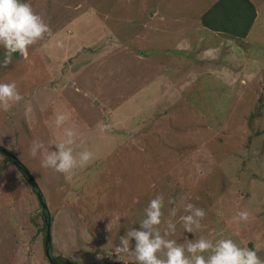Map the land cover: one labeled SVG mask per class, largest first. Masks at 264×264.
<instances>
[{
    "label": "rangeland",
    "instance_id": "374dc122",
    "mask_svg": "<svg viewBox=\"0 0 264 264\" xmlns=\"http://www.w3.org/2000/svg\"><path fill=\"white\" fill-rule=\"evenodd\" d=\"M215 1L22 0L52 34L27 59L13 54L0 67V83L15 82L24 97L0 110V146L43 194L53 257L136 264L114 248L160 196L159 231L169 219L176 225L166 239L230 238L264 260V50L204 28L200 18ZM254 1L260 20L251 36L264 47V0ZM61 113L68 119L56 129ZM65 127L76 131L74 154H94L71 180L28 151L33 141L56 150ZM189 203L206 213L195 234L180 220ZM42 230L31 186L0 154V264H49Z\"/></svg>",
    "mask_w": 264,
    "mask_h": 264
},
{
    "label": "clouds",
    "instance_id": "9594fccd",
    "mask_svg": "<svg viewBox=\"0 0 264 264\" xmlns=\"http://www.w3.org/2000/svg\"><path fill=\"white\" fill-rule=\"evenodd\" d=\"M46 34L51 36V28L33 11L29 3L22 0H0V48L4 49L0 67L7 68L12 64L13 54L18 53L27 59L29 48L43 40ZM56 46L61 47L62 42L57 41ZM23 99L15 82L0 83V110L9 112L13 105ZM30 111V107L26 108V115ZM67 119L65 114H58L54 121L55 128H62ZM75 143L76 131L72 127H65L63 139L53 144L56 150L48 151L44 143L33 141L28 151L33 158L38 154L41 156V167L51 168L64 174L66 180H71L75 169H83L94 160V154L88 150L74 154L72 146ZM162 206L163 199L160 196L149 202L144 210L145 218L139 223L140 228L128 230L120 237L119 244L114 248L117 256L131 253L136 264H264V260L257 254L259 249L242 247L230 238L213 242L201 237L186 246L166 239L175 233L176 225L169 219L164 234H161L158 226L162 223ZM176 211L172 208L170 216L175 217ZM184 211L188 214L180 217L182 226L185 232L195 234L206 213L191 203L185 205ZM237 216L245 222L249 219L247 211H240Z\"/></svg>",
    "mask_w": 264,
    "mask_h": 264
},
{
    "label": "trees",
    "instance_id": "16d2710c",
    "mask_svg": "<svg viewBox=\"0 0 264 264\" xmlns=\"http://www.w3.org/2000/svg\"><path fill=\"white\" fill-rule=\"evenodd\" d=\"M231 6H236V4L231 3V0H218L201 16L200 22L202 26L210 31L230 34L237 38H244L256 16L254 6L248 0H240V5L238 7L231 9ZM241 15L245 17V20L241 21ZM3 161L13 164L5 156H3ZM42 231L44 232V230ZM53 259L56 264H79L76 262H67L61 257H53Z\"/></svg>",
    "mask_w": 264,
    "mask_h": 264
},
{
    "label": "water",
    "instance_id": "95a60500",
    "mask_svg": "<svg viewBox=\"0 0 264 264\" xmlns=\"http://www.w3.org/2000/svg\"><path fill=\"white\" fill-rule=\"evenodd\" d=\"M0 153L5 156L7 159H9L14 166L21 172V174L25 177L29 185L31 186L38 202L41 207V212L45 214L44 216V253L45 257L49 264H56L54 261L51 253H50V247H51V236H50V227H51V219L48 212V207L46 205V201L43 197V194L41 190L39 189L37 183L35 182L32 174L30 171L26 168V166L18 159L11 151L8 149L0 146Z\"/></svg>",
    "mask_w": 264,
    "mask_h": 264
},
{
    "label": "crops",
    "instance_id": "0c3cea01",
    "mask_svg": "<svg viewBox=\"0 0 264 264\" xmlns=\"http://www.w3.org/2000/svg\"><path fill=\"white\" fill-rule=\"evenodd\" d=\"M218 0H216L214 3H213V5L217 2ZM253 6H254V9H255V14H256V16H255V19H254V21H253V23H252V25H251V27H250V29L248 30V33H247V35L244 37V38H236V39H241L242 41H244L245 43H248L250 46H249V48H251L252 50L254 49V48H256V50L258 49L259 51V53H260V49H263L264 50V47H263V45L261 44V43H259V39H257V38H255L254 36H251V34H252V31H253V27H254V25L255 24H257L258 23V21L260 20V16H259V14H258V12H257V9H256V7H257V3H256V1H254V0H248ZM212 5V6H213ZM211 6V7H212ZM210 7V8H211ZM209 8V9H210ZM208 9V10H209ZM232 9V8H231ZM237 9V8H236ZM207 10V11H208ZM206 12V11H205ZM201 23V22H200ZM202 25V24H201ZM212 32V31H211ZM234 42H235V40H234ZM250 50V49H249ZM249 62H251V60H249L247 63H249Z\"/></svg>",
    "mask_w": 264,
    "mask_h": 264
},
{
    "label": "flooded vegetation",
    "instance_id": "af4514ba",
    "mask_svg": "<svg viewBox=\"0 0 264 264\" xmlns=\"http://www.w3.org/2000/svg\"><path fill=\"white\" fill-rule=\"evenodd\" d=\"M14 165V164H13ZM16 167V166H15ZM43 214V221H44V216H45V214L44 213H42Z\"/></svg>",
    "mask_w": 264,
    "mask_h": 264
}]
</instances>
